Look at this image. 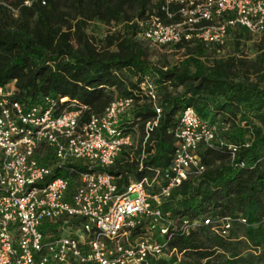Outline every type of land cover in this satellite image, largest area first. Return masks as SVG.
Wrapping results in <instances>:
<instances>
[{
	"label": "built area",
	"instance_id": "1",
	"mask_svg": "<svg viewBox=\"0 0 264 264\" xmlns=\"http://www.w3.org/2000/svg\"><path fill=\"white\" fill-rule=\"evenodd\" d=\"M33 1L47 2L23 4ZM160 9L166 19H178L165 23L152 14L138 20L136 37L148 47L194 41L221 46L234 26L264 36V0H161ZM137 86L154 111L144 123V140L160 107L150 76L140 75ZM15 93V80L0 84V264H159L176 252L169 240L198 223L226 238L233 221L245 222L209 213L172 217L161 208L173 188L204 170L198 149L214 143L215 127L191 106L177 114L169 164L118 190L104 169L132 146L131 132L120 126L131 96H116L81 120L85 106H60L66 97L19 101ZM226 148L232 160L236 146Z\"/></svg>",
	"mask_w": 264,
	"mask_h": 264
},
{
	"label": "trees",
	"instance_id": "2",
	"mask_svg": "<svg viewBox=\"0 0 264 264\" xmlns=\"http://www.w3.org/2000/svg\"><path fill=\"white\" fill-rule=\"evenodd\" d=\"M160 6L161 0H47L44 5L33 1L22 7L23 15H35L31 27L26 22L14 31L0 27V84L15 80L14 99L19 101H34L47 94L66 97L68 101L60 106L70 101L75 106H85L81 120L89 113H100L113 99V92L131 96L133 106L120 126L130 132L138 124L139 143L131 158L130 148L124 147L113 164L104 169L114 176L118 190L149 174L150 168L169 164L175 147L173 130L183 107L191 106L210 125L218 116L214 143L198 149L204 170L188 175L173 188L161 208L172 217L192 218L209 213L240 216L245 222L233 221L227 238L198 223L187 234H176L168 242L169 247L182 253V258L175 262V256H170L159 264H257L259 256L244 254L246 247L241 248L243 241L236 238L241 228L250 247L264 246V52L252 61L236 56L208 61L205 52L218 46L178 42L159 47L183 48L181 58L156 64L148 58V46L136 37V22L152 14L165 23L178 19L176 15L166 19ZM6 15L7 9L0 5V18H7ZM89 20L122 23L123 32L106 36L97 47L84 33ZM234 28L248 34L242 27ZM250 68L259 72L253 81L247 76ZM143 74L163 89L157 100L160 113L156 125L144 140V123L154 116V111L137 86L138 77ZM210 103L214 115L204 119ZM239 111L246 113L242 119L247 128L250 125L248 138L229 132V122L235 121ZM221 123L226 127H221ZM227 144L236 146L232 160ZM140 153L142 167L138 168ZM238 161L243 162L242 167L234 165Z\"/></svg>",
	"mask_w": 264,
	"mask_h": 264
},
{
	"label": "rangeland",
	"instance_id": "3",
	"mask_svg": "<svg viewBox=\"0 0 264 264\" xmlns=\"http://www.w3.org/2000/svg\"><path fill=\"white\" fill-rule=\"evenodd\" d=\"M0 5H3L7 9V18H0V27L5 30H18V28L23 25L22 23L26 22L27 26H32L35 20V15H23L22 14V7L26 6L23 4V2H19L17 0H0ZM26 26V25H24ZM235 27V26H234ZM230 28L229 34L226 36L224 43L221 46H218L215 50H207L206 56L207 60L210 61L213 58H221L224 59L228 56H236L239 58H245L246 60H255L260 54V52H264V36H257V35H251V34H245L239 31L237 28ZM123 32V24L122 23H113L109 22L108 24H103L100 21L97 20H89L86 21L84 25V33L88 37V39L94 43L97 47L101 46L105 42L106 36H109L111 34L119 33L121 34ZM110 49L113 47L110 46ZM148 58L150 61L162 65L166 63H173L176 62L179 58H181V54L183 53L184 49L181 48L179 50H174L171 47H146ZM248 79L249 80H255L259 76V72H255L253 68H250L248 71ZM134 79V78H133ZM263 82L260 81L259 85L262 86ZM156 93L158 96L162 92V87L159 85H155ZM179 89V88H177ZM167 90H172L171 88L167 87ZM116 93L113 92V98L116 97ZM213 104L210 103V107L207 108V115L204 119L209 118L210 116L214 115L211 112V108ZM242 110V107L241 109ZM246 113H242V111L237 112L235 121L229 122V132L233 134H238L239 136L243 138H248L249 133L248 129H250V125L245 124L244 120L242 119V116H245ZM248 115V114H247ZM250 116H248L249 118ZM218 116L214 117V122H218L219 119ZM245 118V117H244ZM213 122V126L216 129V124ZM221 127L225 128L226 125H222ZM132 135V146L129 152V158H131L132 151L135 150V147H137L140 139V129L138 124L133 125V129L130 131ZM143 139V138H142ZM133 147V148H132ZM134 149V150H133ZM211 209H208V212ZM241 228L238 229L237 234L239 236L236 239H239L243 241V245H240V247H246L245 250H243V253H249V254H255L258 255L259 258L256 261L257 264H264V246L262 245L258 247H250V244L244 237H242V232L240 231ZM227 238V237H226ZM230 240H234L231 238ZM170 256H175V262L180 260L182 258L181 252H173L171 255L166 257L165 260L169 259ZM242 256V251H241ZM245 256V255H244ZM250 260V259H248ZM230 264H247L242 262H234Z\"/></svg>",
	"mask_w": 264,
	"mask_h": 264
}]
</instances>
